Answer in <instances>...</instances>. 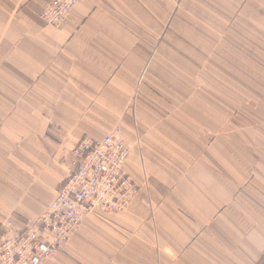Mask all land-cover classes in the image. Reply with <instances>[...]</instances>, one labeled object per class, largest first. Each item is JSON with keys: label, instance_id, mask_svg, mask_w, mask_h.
Segmentation results:
<instances>
[{"label": "crops", "instance_id": "1", "mask_svg": "<svg viewBox=\"0 0 264 264\" xmlns=\"http://www.w3.org/2000/svg\"><path fill=\"white\" fill-rule=\"evenodd\" d=\"M51 1L0 0V221L36 220L77 140L119 132L138 193L123 212L87 217L44 264H264V107L232 110L255 119L217 132L211 58L207 89L170 79L175 68L184 82L186 48L162 26L212 22L218 2L77 0L55 29L40 19ZM242 13L256 28L225 30L219 51L227 67L264 69V14ZM194 36L205 58L212 29Z\"/></svg>", "mask_w": 264, "mask_h": 264}, {"label": "built area", "instance_id": "2", "mask_svg": "<svg viewBox=\"0 0 264 264\" xmlns=\"http://www.w3.org/2000/svg\"><path fill=\"white\" fill-rule=\"evenodd\" d=\"M76 3L52 0L40 19L60 29ZM131 150L119 132L77 140L68 173L48 208L32 222L15 216L0 221V264H44L63 250L87 217L125 211L139 191L125 171Z\"/></svg>", "mask_w": 264, "mask_h": 264}, {"label": "rangeland", "instance_id": "3", "mask_svg": "<svg viewBox=\"0 0 264 264\" xmlns=\"http://www.w3.org/2000/svg\"><path fill=\"white\" fill-rule=\"evenodd\" d=\"M218 3L212 4V22L199 21H169L163 25L162 28L174 30L184 35L185 52V70L183 75L184 82L177 79L175 68L170 70V79L173 78V83H180L184 85L187 90L192 91L193 95L197 90L207 89L208 85L202 80L203 76H208L211 73L210 69L202 67L200 64L209 61L212 63V126L217 124V127H212L214 131H224V126L241 124L242 119L250 121L255 119L252 113H247L248 116L243 118L240 113H234L232 110L247 109L255 110L264 107V69H243L238 68L239 62H232V67H227L230 63L223 60L228 53L219 51V44L225 39V30L231 28H256V21L252 18L250 20H242V12L264 14V0H214ZM248 3L249 10H245L244 6ZM187 8H194V5H187ZM249 12V13H248ZM251 25V26H249ZM201 29L207 31L212 29V52L200 53L193 52L192 44H198L200 38L195 37L194 32ZM216 31H218L216 33ZM220 31V32H219ZM219 34V36H216ZM171 35V34H170ZM169 35V44H175L176 37ZM161 39V38H160ZM206 39L209 40V37ZM239 55L238 53L234 54ZM236 60V57H233ZM238 61V60H236ZM171 65L175 63H170ZM174 72V73H173ZM171 88L177 89L175 84H171ZM197 90H196V89ZM188 100V99H187ZM233 112V116L230 114ZM232 120V121H231ZM254 122V121H253ZM221 129V130H220ZM212 131V132H214Z\"/></svg>", "mask_w": 264, "mask_h": 264}]
</instances>
